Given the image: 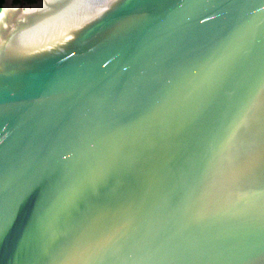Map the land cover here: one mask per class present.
<instances>
[{
    "label": "water",
    "instance_id": "obj_1",
    "mask_svg": "<svg viewBox=\"0 0 264 264\" xmlns=\"http://www.w3.org/2000/svg\"><path fill=\"white\" fill-rule=\"evenodd\" d=\"M0 264H264V0H5Z\"/></svg>",
    "mask_w": 264,
    "mask_h": 264
},
{
    "label": "trees",
    "instance_id": "obj_2",
    "mask_svg": "<svg viewBox=\"0 0 264 264\" xmlns=\"http://www.w3.org/2000/svg\"><path fill=\"white\" fill-rule=\"evenodd\" d=\"M5 0H0V8H1V6H2V4H3V2H4ZM20 0H14V2H19ZM34 0H26V2H29V3H31V2H33Z\"/></svg>",
    "mask_w": 264,
    "mask_h": 264
}]
</instances>
